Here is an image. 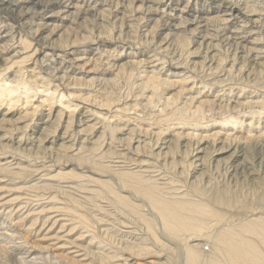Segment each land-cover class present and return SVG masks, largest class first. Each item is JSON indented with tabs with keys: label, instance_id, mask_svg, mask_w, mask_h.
Returning a JSON list of instances; mask_svg holds the SVG:
<instances>
[{
	"label": "bare ground",
	"instance_id": "6f19581e",
	"mask_svg": "<svg viewBox=\"0 0 264 264\" xmlns=\"http://www.w3.org/2000/svg\"><path fill=\"white\" fill-rule=\"evenodd\" d=\"M124 84L123 98L107 90ZM134 90L143 99L130 101ZM60 121L41 147L77 145L66 163L0 157V187L15 199L20 185H75L48 201L65 218L48 224L65 223L67 235L40 225L26 241L25 226L17 241L1 199L0 264H264V0H0V145L29 153ZM8 124L31 132L7 138ZM115 152L124 160L102 161ZM34 168L42 186L16 181ZM25 208L15 216L48 210ZM164 241H183L182 253Z\"/></svg>",
	"mask_w": 264,
	"mask_h": 264
},
{
	"label": "rangeland",
	"instance_id": "374dc122",
	"mask_svg": "<svg viewBox=\"0 0 264 264\" xmlns=\"http://www.w3.org/2000/svg\"><path fill=\"white\" fill-rule=\"evenodd\" d=\"M82 1H84V0H82ZM191 6V5H190ZM174 7V8H173ZM183 7V6H182ZM172 9H179L177 6H175V5H173L172 7H171ZM174 13H176V12H174ZM129 14V15H128ZM128 14H127V17H129L130 19H132V14L130 13V12H128ZM177 15H179L178 13H176V16ZM178 18V17H177ZM129 20V19H128ZM146 20V19H145ZM236 21H237V19H235ZM235 20L234 21H232L231 23L234 25L235 24ZM132 21L134 22L135 20H134V18L132 19ZM147 21V20H146ZM135 23V22H134ZM143 24V23H142ZM232 24H230V22H228L226 25V30H231L232 32H233V29L235 28V27H232ZM260 24V23H259ZM258 24V26L259 27H261V24L259 25ZM154 25V24H153ZM153 25H151L150 26V28H149V30L151 29V28H153L152 26ZM216 27V28H215ZM219 27V26H218ZM230 27V28H229ZM212 28V31H216L217 30V32L218 31H220V28H218L217 29V24H214V26L213 27H210V29ZM213 34H215V33H212V35ZM223 34H224V31H223ZM222 34V35H223ZM212 35H210L209 37H212ZM214 36V35H213ZM119 45V44H118ZM128 46V45H127ZM126 45L124 46V50L125 51H128V52H130L128 49L129 48H131L132 46H128L127 47ZM133 52H135V51H133ZM100 52L98 51V54H99ZM102 54L103 55H106L107 53L106 52H102ZM137 55H138V53H137ZM136 55V56H137ZM102 65V64H101ZM99 66V67H97L98 68V70H97V73H101V72H103V69H104V67H105V65H103V66ZM102 67V68H101ZM101 68V69H100ZM100 69V70H99ZM114 69H115V67H114ZM12 71V70H11ZM117 71H115L114 73H116ZM111 87V88H110ZM116 87L117 86H113V85H109V87L107 88V90L109 91V92H113V90L114 91H119L120 90V92H122L121 93V97H122V95L124 96V95H126V89H127V84L125 85H120V86H118L117 87V89H116ZM134 88V87H133ZM96 89H97V87H96ZM146 91H149V92H151V90L150 89H147ZM135 93V94H134ZM148 93V92H147ZM242 93V94H241ZM241 93H239V96L241 95V97L243 96V92H241ZM136 94L137 95H139L138 97L140 98V99H143L142 98V94L139 92L138 93V91L136 92V90H134L132 93L131 92H128V96H129V100L131 101H133V98H135L136 97ZM145 94H146V92H145ZM144 94V95H145ZM223 94H225L224 93V91H221L220 93H218V95H223ZM141 96V97H140ZM123 98V97H122ZM38 100H39V97L37 96V98L35 97L34 98V100H33V103H34V106L33 107H35L36 106V103H38ZM125 100V99H124ZM145 103H146V101H144ZM144 102H143V104H144ZM33 103L31 104V107H32V105H33ZM22 106L19 104V107L18 108H21ZM139 107V109H140V107H142V106H138ZM130 111H128V112H126V114L127 113H129ZM136 114H139L138 112L136 113ZM134 116V115H133ZM127 117V116H126ZM33 119H34V121H35V119H36V116H34V118L32 117V121H33ZM32 121H30L29 123H32ZM62 121H60V122H57V123H54V124H52V126H50L49 128V131H48V134L46 133L45 134V136L42 134V137H40V138H42L41 140L39 139L38 141H40L41 143H42V145H40L41 143L40 142H38L37 143V145H35L34 147H33V149L31 150V152H29V153H27V151H23V150H18V149H14L13 147H8V149H5V148H7V146H3L4 148H2V146L0 145V157H5L7 160H9V162L11 161V163L12 164H15L16 166H17V164L16 163H18V162H21L22 160L23 161H25V160H27V161H25V162H27V164H32V165H37L38 163H39V165H41L42 163H46L47 165L48 164H50L51 162L52 163H58V164H62V163H66V160H64V159H67L66 158V156H64V154L66 155L67 153H70V151H73V150H75V149H77L78 148V146L77 145H75L74 146V144L73 145H71V147L70 148H67V149H64V151H62V150H60V149H53V150H46V149H42V147H43V145H44V140H46V139H43L44 137H48V138H50V137H55V136H57L58 135V133L62 130V126H63V122L61 123ZM78 122V118L77 117H75L74 118V120L71 122V126H69L68 128H67V130L69 129V133L70 134H73V136L74 137H76L77 136V134H76V132H75V130H76V123ZM105 123H106V121H104ZM61 123V124H60ZM104 124V123H103ZM58 125V126H57ZM101 124H99L98 126H100ZM6 126V129H8V131H7V134H6V136H7V138H14V137H17V134L19 135V134H22L23 135V137L24 136H28L29 134H30V132H31V127H25V131H24V128L23 129H20V131L22 132H20L19 131V129L16 127V126H12L11 128H10V126L11 125H5ZM255 126V125H254ZM254 126H253V128H254ZM154 127V126H153ZM4 128V127H3ZM11 129V130H10ZM27 129H28V131H27ZM3 129L2 128H0V131H2ZM88 132H90V133H92L93 131L91 130V129H89L88 130ZM137 132V131H136ZM139 132H143V133H145L144 131H139ZM139 132H137V133H134V137H137V136H139V137H145V136H143V134H138ZM138 134V135H137ZM47 135V136H46ZM26 138V137H25ZM107 138H108V136H107ZM42 146V147H41ZM74 147V148H73ZM4 150H2V149ZM14 150H13V149ZM8 150H9V152H8ZM58 150V151H57ZM7 151V152H6ZM11 151V152H10ZM13 151H15V152H13ZM19 151H20V153H19ZM61 153H60V152ZM2 152H3V154H2ZM18 154H17V153ZM23 154H22V153ZM55 152V153H54ZM58 152V153H57ZM63 152V153H62ZM88 152V153H87ZM6 153V154H5ZM16 155H15V154ZM85 153H87V155L89 154V156L90 155H92V152L91 151H85L84 150V154ZM116 153V152H115ZM114 153V154H115ZM1 154H2V156H1ZM114 154L113 155H111L110 156V158L109 157H107L106 159H103L102 161H105L104 163L105 164H113V165H115V164H118L119 163V161L121 162V160H124L121 156H123V155H120V154H118V153H116L115 154V156H114ZM9 155V156H8ZM11 155V156H10ZM55 155H56V157H55ZM86 155V154H85ZM16 156V157H15ZM20 156H22V157H20ZM36 156V157H35ZM94 156V157H93ZM12 157V158H11ZM18 157V158H17ZM92 157L93 158H95V154L93 153V155H92ZM8 158H10V159H8ZM14 158V159H13ZM28 158V159H27ZM40 158V159H39ZM58 158H60L61 159V161H57V160H59ZM64 158V159H63ZM63 159V160H62ZM96 159H98V157L96 158ZM54 160V161H53ZM18 161V162H17ZM56 161V162H55ZM32 162H34V163H32ZM36 162V163H35ZM122 162H124V161H122ZM50 164V165H54V164ZM56 163V164H57ZM115 163V164H114ZM85 164L88 166L87 168H86V170H89V169H91V168H94V167H90L91 165H90V162L88 163V162H85ZM89 164V165H88ZM86 165H84L83 164V166H86ZM171 167H173V166H171ZM35 169V168H34ZM172 169H174V167L172 168ZM36 172V173H35ZM37 172H39L38 171V169L36 170H34V171H29V172H24V170H22V171H20V174H19V177L21 176L22 177V179H21V177H20V179L21 180H16V181H22V180H24V181H29L30 179L29 178H32V177H35L36 178V182H39V184H41V186H42V179L43 178H45V177H43V178H41L42 177V175H43V173H42V171H40L38 174H37ZM23 173H24V175H25V177H23L24 175H23ZM26 173V174H25ZM28 174V175H27ZM35 174V175H34ZM41 174V176L39 177V175ZM166 174V175H165ZM164 174V176H162V175H160L159 177L160 178H162V179H160V181H162V182H166V181H168V183L171 181V179H172V177H173V175L174 174H176V172H170L169 170H168V172L166 171V173ZM169 174H171V175H169ZM28 177H27V176ZM31 175V176H30ZM30 176V177H29ZM165 176H166V178H165ZM224 177H225V179H227V177L225 176V175H223V177H221V179H224ZM40 178V179H39ZM81 179V180H80ZM79 180L78 179H72V181H84V178H80ZM23 181V182H24ZM41 181V182H40ZM60 181V179L59 180H57L56 181V184L58 183ZM62 181V184L65 186V187H59V186H52V187H33V189L31 188V186L30 187H27V188H31V189H27V188H25V186L24 185H20V187H22L21 188V192L23 193H21V195H23V196H21L19 193V196H15L16 198L13 200V199H11L9 196H12V190H15V189H12L11 187H5V186H1L0 187V200L1 199H3V201L5 200H7L8 199V197H9V200L11 201L10 203H11V207L9 208L10 210H14L13 211V213L9 216V217H12L11 218V220H12V224H14L15 223V221H16V223L14 224L15 226L16 225H18V224H20L19 226H16L17 228H16V235H18L19 237V239H16L17 241H23L24 239H22V238H24V236H25V239H26V241H32L33 239H34V234H36V229L37 228H39V227H41L40 225H42V228L40 229V231H42L43 229H46L45 231H51V233L50 234H54V231H53V229L56 231V229L58 228L59 229V231H56V232H61L63 235L65 234V235H67V230L69 229V227L68 226H66L65 228H60V225H64L65 223H63L62 224V222H56L54 225L55 226H50V225H52V222L55 220V219H65L63 216L61 217H58V218H56L55 216H57L58 214L60 215H64V213L62 212V210H60L57 206V208L56 207H54V208H52V206H51V204L49 203L50 201V199H51V196L53 195V194H56L57 192H60L61 194H63V192L64 191H70V190H73L72 189V187H74L75 188V185H72L70 188H69V186H70V184L69 183H67V182H64L63 180H61ZM223 181H226V180H223ZM228 181H230V180H228ZM55 182V181H54ZM34 183V182H33ZM178 183V184H177ZM59 184H60V182H59ZM179 185V184H181L180 183V181L179 180H177V181H175L174 182V184L172 185V186H174V185ZM28 185H31V184H28ZM68 187H67V186ZM88 185H90L89 183H88ZM61 186V185H60ZM55 187V188H54ZM58 187H59V191H58ZM34 188H36V189H34ZM43 188V189H42ZM45 188V189H44ZM52 188V189H51ZM66 188L68 189V190H66ZM5 189H7V190H5ZM76 189H78L79 191H81L80 190V188H78V187H76ZM5 190V191H4ZM9 190V192L7 193V194H5L7 191ZM11 190V191H10ZM27 190V191H26ZM29 190V191H28ZM62 191V192H61ZM3 192V193H2ZM46 192V193H45ZM48 192V193H47ZM56 192V193H55ZM25 193V194H24ZM11 194V195H10ZM82 194V193H81ZM63 195H65V194H63ZM63 195H60L61 197H63ZM83 195V194H82ZM6 196V197H5ZM34 196V197H33ZM41 196H43V197H41ZM4 197V198H3ZM36 197V198H35ZM6 198V199H5ZM19 198V199H18ZM24 198V199H23ZM26 198H28L30 201H28ZM35 198V199H34ZM48 198V199H47ZM25 199H26V201H25ZM21 200H23V204H22V202H21ZM32 200V201H31ZM36 200H38L37 202H36ZM47 200V201H46ZM3 201H1L0 202V208H1V206H5V205H3L4 203H5V201H4V203H3ZM28 201V202H27ZM44 201V202H43ZM45 201L47 202L46 204H44L45 203ZM49 201V202H48ZM58 201H60V200H58ZM57 201V203H60V202H58ZM17 202V204H15ZM24 202H25V204H24ZM33 202V203H32ZM13 203V204H12ZM38 205H37V204ZM19 204H21V205H19ZM43 204V205H42ZM18 205H19V207H18ZM28 205H30V206H28ZM58 205V204H57ZM28 207V208H30V207H34V208H38V210H40V209H42L43 207H46V208H48V210L46 209V210H44V212H42L41 213V215H42V217H43V221L42 220H39V221H37V219H33L32 220V212H30V214H31V216H30V214H27V213H24L22 216H20V217H17V216H15L16 214L17 215H19V214H21V213H23V212H28L27 210L28 209H21L22 207ZM41 206V207H40ZM48 206V207H47ZM16 207V211H15V208ZM51 207V208H50ZM54 209H55V211H54ZM6 210V209H5ZM2 211V212H1ZM18 211V212H17ZM54 211V212H53ZM58 211V212H57ZM0 222H2V221H4V220H8L7 218H6V216L4 217V210H3V208H1L0 209ZM16 213V214H15ZM49 213V214H48ZM57 213V214H56ZM14 214V215H13ZM45 216V217H44ZM29 217V218H28ZM17 219H20L18 222H17ZM35 220V221H34ZM47 220V222H45ZM50 221H52V222H50ZM14 222V223H13ZM41 222V223H40ZM48 222H49V224H48ZM29 223V224H28ZM32 223V224H31ZM60 223V224H59ZM43 224H44V226H43ZM6 225V227L8 226V224H5ZM28 225H29V228H27L28 227ZM37 225V226H36ZM48 225H49V227H48ZM26 226V227H25ZM32 226V227H31ZM3 227H5L4 225L2 226V228ZM21 227H23V228H21ZM24 227H25V232H23L24 230ZM44 227V228H43ZM46 227H48L49 229H47ZM50 227H52V229L50 228ZM21 228V229H20ZM29 229H31L28 233H26L27 232V230H29ZM51 229V230H50ZM64 229H65V231H64ZM67 229V230H66ZM61 230V231H60ZM6 232V230L5 229H0V234H2V232ZM34 232V234H33V232ZM44 231V232H45ZM3 232V233H4ZM22 232H23V234H25V235H21L22 234ZM31 233L33 234L32 236H31ZM60 233V234H61ZM74 232H72V234H73ZM28 234V235H27ZM62 234H61V236H62ZM71 234V233H70ZM20 235L22 236V238L20 237ZM27 236V237H26ZM60 236V235H59ZM59 236H55L54 238H53V240L52 241H55V242H57L59 239V241H66V240H71V238L69 239H66V237H65V239L62 237V239L59 237ZM59 237V238H58ZM21 238V239H20ZM30 239V240H27V239ZM56 239V240H55ZM58 239V240H57ZM9 241V240H8ZM25 241V240H24ZM69 241H67V242H69ZM84 241V240H83ZM98 241H95V242H93V244H95V243H97ZM165 242V244L166 245H164V246H167V248H168V251L170 252V254H171V256L173 255V253L175 252V253H182V249H183V245L184 244H182V243H184L183 241L181 242V241H164ZM180 242H181V244H180ZM70 243V242H69ZM29 244H31V243H29ZM207 244H208V242H207ZM11 246L12 245V243H11V241L10 242H8V244H7V246ZM70 246H71V248H73L74 246H75V244L74 243H72V244H70ZM205 248H208V246H205ZM181 250V252H180V250ZM175 250V251H174ZM177 250V251H176ZM82 252V251H81ZM83 253V252H82ZM88 257L90 256V255H87ZM11 261H9L8 262V264H14V263H10Z\"/></svg>",
	"mask_w": 264,
	"mask_h": 264
}]
</instances>
